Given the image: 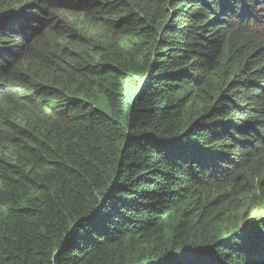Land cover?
Masks as SVG:
<instances>
[{
    "label": "trees",
    "instance_id": "obj_1",
    "mask_svg": "<svg viewBox=\"0 0 264 264\" xmlns=\"http://www.w3.org/2000/svg\"><path fill=\"white\" fill-rule=\"evenodd\" d=\"M264 0H0V264H264Z\"/></svg>",
    "mask_w": 264,
    "mask_h": 264
},
{
    "label": "rangeland",
    "instance_id": "obj_2",
    "mask_svg": "<svg viewBox=\"0 0 264 264\" xmlns=\"http://www.w3.org/2000/svg\"><path fill=\"white\" fill-rule=\"evenodd\" d=\"M262 28H263V30H264V26H263Z\"/></svg>",
    "mask_w": 264,
    "mask_h": 264
}]
</instances>
